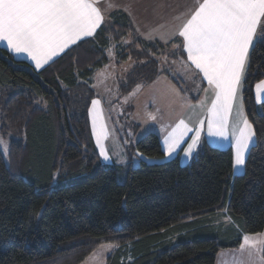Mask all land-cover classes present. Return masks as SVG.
Wrapping results in <instances>:
<instances>
[{
  "label": "trees",
  "instance_id": "obj_1",
  "mask_svg": "<svg viewBox=\"0 0 264 264\" xmlns=\"http://www.w3.org/2000/svg\"><path fill=\"white\" fill-rule=\"evenodd\" d=\"M130 31L127 15L113 13L41 70L0 47V133L10 137L7 159L0 150V264H82L108 243L118 248L107 264H216L245 234L264 231V101L254 90L264 81V44L250 51L244 75L255 141L242 174L231 148L205 138L189 163L165 160L159 135L136 141L134 123L120 179L123 166L102 161L91 126L94 78L108 50L118 64L133 62L123 92L165 75L186 94L161 66L181 50L136 34L124 45Z\"/></svg>",
  "mask_w": 264,
  "mask_h": 264
},
{
  "label": "snow or ice",
  "instance_id": "obj_2",
  "mask_svg": "<svg viewBox=\"0 0 264 264\" xmlns=\"http://www.w3.org/2000/svg\"><path fill=\"white\" fill-rule=\"evenodd\" d=\"M103 21L95 0H0V42H6L7 49L15 54H26L37 69L83 38L92 37ZM178 35L183 39L177 47H182L190 62L186 67L194 66L202 73L215 97L208 109V135L228 139L229 115L242 87L250 51L257 43L264 44V0H194L179 26ZM256 89L257 103H261L264 101V82L258 83ZM99 103L93 100V108ZM237 116V123L242 127H234L232 134L234 170L245 165L255 137L242 106L238 108ZM98 119L99 115L92 113L93 133L100 155L104 161H109L103 143L108 134L103 123L97 131ZM203 123L201 120V127ZM178 131L179 135H176ZM191 131L193 129L180 120L165 138L166 155L171 156L185 134ZM195 131V137L184 150L189 157L200 138V129ZM240 248L250 250V260L253 250L264 253V234L244 235ZM260 259L264 261V255Z\"/></svg>",
  "mask_w": 264,
  "mask_h": 264
},
{
  "label": "rangeland",
  "instance_id": "obj_3",
  "mask_svg": "<svg viewBox=\"0 0 264 264\" xmlns=\"http://www.w3.org/2000/svg\"><path fill=\"white\" fill-rule=\"evenodd\" d=\"M191 1L192 0H111L106 4H110L111 7H113V13L122 12L127 15L131 31L130 37L128 36L126 40H124V45H128L132 42L131 35L133 34H136V36L143 41H149L148 35L151 36L155 35L154 33H158L149 31L148 26L143 24L146 18L145 15L151 6L153 7L161 3L171 4V9L165 15L167 23H164L163 26L161 25L160 27L161 33L166 37H173L171 35L178 32L179 26L185 19V13L192 6ZM105 21L106 20H104L103 23ZM167 48V51H170V47ZM110 50L111 55L108 50V65L100 70L94 78L93 88L96 93V98L94 100H98L100 103L95 108L91 105L90 115L91 126L92 113H96L99 115L97 131L100 130V124L103 123L105 131L108 134L107 139H105L103 143L110 160L104 161L102 156L101 159L106 164L117 163L123 166L119 175L121 179L126 174V167L124 164L127 157L125 155L124 143H131L130 138L133 136L132 124L138 123L140 126V130L135 138L136 141L150 132L163 133L164 129L172 125L174 119L180 115V109L182 107L180 98L182 97L175 95V93H170L164 86H158L157 88L148 87V89H146V87H141L139 85V87L137 86L133 90L123 92L121 81L126 79L128 72L132 68L133 62L126 61L122 64H118L115 48L111 47ZM186 65L187 64L183 63L181 58L178 61H173V59L168 58L161 62V66H164V69H169L172 76L184 82L183 87L188 96L186 95V97L183 98V102L187 100L190 95L198 97L202 93V90L196 83L194 73L189 67H186ZM189 104L192 105V112L185 116H190L192 121H197V118L204 115L208 108L206 99L202 97L198 102L196 101L192 104L191 101H189ZM152 116H155L156 119H151ZM93 137L96 142L94 133ZM9 140L10 137H4L0 133V141H2V143H0V150L5 159L8 158ZM138 165L139 159L133 156V167H137ZM259 234H264V231ZM117 248L118 245L113 243L104 244L94 251L82 264H107L108 257ZM224 251L228 252L220 255L221 263L218 264H251L252 261H254V264H264V261L260 259V256L264 255V253H255L253 250V256L250 260V250L247 248L241 250L239 246L236 249H227Z\"/></svg>",
  "mask_w": 264,
  "mask_h": 264
},
{
  "label": "crops",
  "instance_id": "obj_4",
  "mask_svg": "<svg viewBox=\"0 0 264 264\" xmlns=\"http://www.w3.org/2000/svg\"><path fill=\"white\" fill-rule=\"evenodd\" d=\"M109 1H111V0H95V4L99 8V10L101 11V14L104 17V20L109 18L110 14L113 13V7H111L110 4H106ZM191 2L193 5L194 0H192ZM170 5H171L170 3H165V4L161 3V4L155 5L153 7L151 6L149 11L145 15L146 18L144 20L143 25H147L149 28V31L158 32V33H154L155 35H151V36L148 35L149 41L160 42L163 45H165L166 47H170L172 49V51H180L181 50V52L183 54L182 55L183 58L180 57L181 60H183V63L190 65V62L187 61V53L182 49V47H177L178 45H181V42L183 39L182 37H179L178 32L172 34L171 36H173V37H166L161 33L160 27H161V25L163 26L164 23H167L166 19H165V15L171 9ZM157 30H159V31H157ZM86 38H89V37H85L83 39H86ZM0 47H4L7 49L6 42H0ZM68 49H66V50H68ZM64 52H62L58 56L54 57L51 61L60 57ZM11 53L17 59H22V60H25L28 63H30L34 67V69H36V70H41L42 68H44L47 64H49L51 62V61H49V63L45 64L42 68L37 69L35 66V62L32 61L30 58H28L26 54H15L13 52H11ZM178 60H173V61H178ZM247 66H248V64H247ZM247 66H246V70H247ZM189 68L194 73V78L196 80V83L199 85L200 89L202 90V93L198 97L190 95L188 97V99L184 100V102H183V98H185L187 94H185V95L182 94L178 90V88L165 75L160 76L152 85L148 86L149 88H157L158 86H164V88L166 87V89H168L170 91V93H175V95L182 97V98H180L181 103H182L181 104L182 107L180 109V115H178V117H176V119H174V123L172 125L166 127V129H164L163 133L157 132L156 134H158L160 139H161L162 149L165 153V160H170V159H173L176 156L180 155L181 162L184 165L189 163V161L195 156V154L198 151V148L201 145L203 138H205L207 143L210 144L212 147L219 148V149H230L231 148L233 150V154H234V140H233V135H232L233 130H234V127H237V128L242 127V124L237 123L239 120V117L237 116L238 108H240L242 106V111L246 115L245 109H244V104H243V97H242L243 81H244V77H243L242 87L237 94V100H236V102H234L233 110H232L231 114L229 115V125H228V132H227L228 139H224V138H221L219 136H209L208 135V120L210 118V113H209L208 109L211 108V102L215 97H214L213 92L209 88L207 81L203 79L202 73H199L198 70L194 69V66L189 67ZM246 70H245V72H246ZM244 75H245V73H244ZM262 82H264V81H262ZM148 87H146V89H148ZM205 90H207V91H205ZM254 90H255V97H256V92H257L256 86H255ZM201 97L206 99L208 108H207L206 113L204 115H202L200 118L199 117L197 118V121H192L190 119V116H188V117L185 116L186 114H188V113L190 114L192 112V105L189 104V101H191V104H192V103L196 102V100H194L195 98L197 99V102H198L201 99ZM180 120H184L185 123L187 124V126L189 128H192L193 131L187 132L183 138V142L179 145L178 148H176V151L173 152L171 156H168V155H166L167 146L164 143V141H165V138L169 135V133L173 132V129L176 128V126L179 124ZM201 120L204 122L202 127L200 125ZM196 129H200V138H199V142H198L195 150L192 152V155L189 157V156L185 155L184 150L188 147V144H190L192 142V138L195 137V135H196L195 130ZM176 135H179V131L176 133ZM254 141H255V137H254ZM244 169H245V165L242 168L235 169L234 174H236V175L242 174L244 172ZM226 252H228V251L220 252L218 254L216 264L221 263L220 255L223 253H226Z\"/></svg>",
  "mask_w": 264,
  "mask_h": 264
}]
</instances>
